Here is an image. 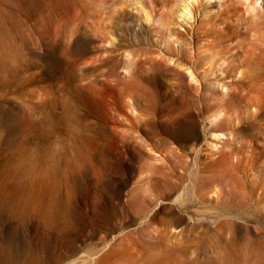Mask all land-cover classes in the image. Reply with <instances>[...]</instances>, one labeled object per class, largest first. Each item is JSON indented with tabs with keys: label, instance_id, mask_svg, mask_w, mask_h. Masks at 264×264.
Here are the masks:
<instances>
[{
	"label": "rangeland",
	"instance_id": "1",
	"mask_svg": "<svg viewBox=\"0 0 264 264\" xmlns=\"http://www.w3.org/2000/svg\"><path fill=\"white\" fill-rule=\"evenodd\" d=\"M0 1V176L22 154L72 197L53 229L0 208L3 252L92 264L127 233H175L166 264H264V0H198L180 26L167 0Z\"/></svg>",
	"mask_w": 264,
	"mask_h": 264
},
{
	"label": "bare ground",
	"instance_id": "2",
	"mask_svg": "<svg viewBox=\"0 0 264 264\" xmlns=\"http://www.w3.org/2000/svg\"><path fill=\"white\" fill-rule=\"evenodd\" d=\"M63 1L65 2V4L67 3V0H63ZM240 1L241 4L244 6L243 11L251 12V15L252 13L255 12L256 9H259V7L261 6V0H240ZM197 2L198 0H167L166 3L168 10L164 11L165 12L164 20L170 26L171 25L180 26L183 23H188V21L192 18V14H193L192 6ZM164 6H166V4ZM3 13L4 10L2 7H0V73L1 72L4 73L7 67L8 60H10L7 54L8 49L5 42V35H6L5 27H4L5 17ZM169 60L172 61V59ZM56 61H59L60 63L64 62L62 58H58L57 60V57H56ZM260 65H261L260 63H255L253 65H250L249 68L246 70L239 69L237 70V75L242 76V74H244V71L248 73L254 71L258 69ZM175 66L184 69L190 76L189 78L190 80L193 78L192 73L189 69L190 65L184 66V64L177 62ZM64 67L65 66H63V68ZM129 102L127 104L128 110L131 111L132 113L136 112V110H134V108L131 105L132 100L130 103ZM102 110H103L102 108L99 109L100 114L105 112V111L103 112ZM207 111H209L208 112L209 114L207 116L210 117L209 119L210 122L216 120V118L220 115V110L218 109L217 111L213 106ZM230 132L231 131L229 130V134ZM222 135L223 133H220V131L219 133L217 132L210 133V136L215 139L221 138ZM130 143L133 144V141ZM132 144L126 145L127 152L130 153L135 152L136 147ZM123 151L124 153L126 152L125 149ZM26 157L22 154L18 155L14 159L8 161L5 168L3 169V172L1 173L0 176V208L7 209L8 212L11 213H16L18 217H20L21 219H23L27 214L37 213L40 217L41 224L45 228L48 229L57 228L60 225L66 223L67 220L66 213L70 208L71 203L69 201L72 199V197L69 201L67 200L66 197L63 198L62 196L63 182L62 180H60L61 178L58 179V176L53 170L45 175L37 174L32 176L31 171L33 166L32 163L34 160H30ZM143 234L144 232H141L140 234H137V236H134L133 234L127 233V235H125L122 239H120V241L118 239L117 240L118 242L114 240L110 243L107 242L106 245H104L105 244L104 243L103 244L104 247L102 251L99 254L95 255V257H93V255L91 256L90 259L91 263L92 264H137L138 261H141L145 263L166 264L170 261L169 258L172 253H174L175 256L174 259H176V263L177 262L180 263L179 259H177L176 251H174L171 248L169 249L162 248L163 246L167 245L169 241L173 242L178 240L175 233H169L168 235L165 236L161 235L160 238L158 237L159 239L158 240L156 239V241L153 243L148 241L147 239L142 238ZM6 248L7 249H5L4 252L0 249V264L1 262H3L4 264H47L48 263V262L40 261L33 253H27V254L24 253V255L19 256L17 252L13 250L11 245Z\"/></svg>",
	"mask_w": 264,
	"mask_h": 264
},
{
	"label": "water",
	"instance_id": "3",
	"mask_svg": "<svg viewBox=\"0 0 264 264\" xmlns=\"http://www.w3.org/2000/svg\"><path fill=\"white\" fill-rule=\"evenodd\" d=\"M132 105V107L134 108V110H135V107H134V105L133 104H131Z\"/></svg>",
	"mask_w": 264,
	"mask_h": 264
}]
</instances>
